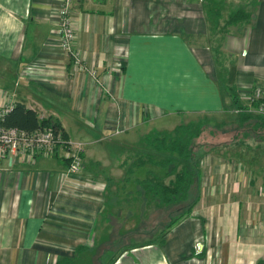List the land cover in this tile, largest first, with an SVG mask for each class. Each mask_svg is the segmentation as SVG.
I'll list each match as a JSON object with an SVG mask.
<instances>
[{
	"label": "crops",
	"instance_id": "crops-1",
	"mask_svg": "<svg viewBox=\"0 0 264 264\" xmlns=\"http://www.w3.org/2000/svg\"><path fill=\"white\" fill-rule=\"evenodd\" d=\"M61 4L0 0V107L23 103L84 145L78 175L66 174L61 148L33 161L2 159L0 264L264 262V170L226 141L197 152L200 200L189 216L153 244L124 248L106 238L125 163L147 136L210 117L236 125L233 90L244 111L264 119L242 97L264 90V0H75L80 63L60 47ZM235 8L244 11L232 21ZM168 116L197 120L152 133L150 123ZM116 136L123 145L112 157L107 140Z\"/></svg>",
	"mask_w": 264,
	"mask_h": 264
},
{
	"label": "trees",
	"instance_id": "trees-1",
	"mask_svg": "<svg viewBox=\"0 0 264 264\" xmlns=\"http://www.w3.org/2000/svg\"><path fill=\"white\" fill-rule=\"evenodd\" d=\"M238 16L239 14H234L231 20L238 19ZM231 94L234 99L233 101L237 104V109L241 111L236 125L231 126V130L236 131L238 134L236 138L227 140L226 142L233 143V146H237L236 144L238 143H241V145L248 144L247 146L251 148L249 141H252L254 145L259 144L258 147L263 146L261 144H264V119L244 111L239 105V97L236 92L233 90ZM210 120V118H207L199 121H190L178 125L173 131L158 132L152 136H147L144 139L142 150L136 156L127 159L125 163L128 167V176L125 180L129 179L137 169H146L148 175L154 176V180L149 176V178L144 180L145 182L141 181L140 183H144L145 191L151 195L157 204L172 206L188 201L186 205H183L181 210L178 209L176 213L178 216L173 217L170 224L167 225L169 229L183 218L189 216L195 204L200 200V163L197 152L201 146L206 145L197 144L194 142V139L200 135L202 126L210 122ZM252 121H255L254 125H251L250 122ZM218 123L226 124L224 122H216L215 124ZM2 124L7 127H17L27 131L50 126L55 129H61L60 123L54 119H40L35 110L26 107V105L20 102L10 109ZM240 133H243V137L239 138L238 135ZM185 161H189L193 169H189L184 164ZM179 163H183V166L177 172ZM171 165L172 168L167 174L164 173V175L170 176L172 173H175V176L168 183H164L161 180V176L153 168L160 167L161 169H165V167ZM193 186L196 190L194 194L191 193ZM139 192L138 194L142 195L141 191ZM161 234L155 236L152 241L138 243L134 246L153 244L162 236Z\"/></svg>",
	"mask_w": 264,
	"mask_h": 264
},
{
	"label": "rangeland",
	"instance_id": "rangeland-1",
	"mask_svg": "<svg viewBox=\"0 0 264 264\" xmlns=\"http://www.w3.org/2000/svg\"><path fill=\"white\" fill-rule=\"evenodd\" d=\"M229 5V3H227ZM216 8L222 9L226 7H222L221 4L216 3ZM214 5V7H215ZM231 9V8H230ZM235 14H242L244 9H233ZM197 120V117H188ZM188 118H178L177 116H168L163 119L154 120L150 123L149 127L152 129V133L156 131L170 130L175 127L177 124L181 123L182 120H188ZM200 118V117H199ZM202 118V116H201ZM220 117H210V122L204 124L202 126V131L199 136H196L194 142L197 144H205L207 147L213 144H219L221 142L231 140L236 138V131H232V127L225 124H215ZM219 122V121H218ZM251 125L255 124V121L250 122ZM132 133L131 135H133ZM99 138L102 137L101 134L98 135ZM238 137H243V133H240ZM124 136H116L108 139L107 142L112 145V157L119 156L121 152L119 149V145H123L122 139ZM122 142V143H121ZM100 145V144H99ZM233 148V154H240L245 158H257L259 161V165L264 170V145L261 147L251 145V148L246 144L241 145V143L236 144ZM112 162V160H110ZM104 163V166L107 167L109 172L107 173L113 174V170L111 168V162ZM184 164L189 168L193 169L192 165L189 161H185ZM149 166V165H148ZM183 163H179L177 172L181 170ZM172 168L171 166L165 167V169H161L160 167L153 168L159 176H161V180L164 183H168L170 179L174 178L175 173H172L170 176L164 175ZM150 178L154 180V176L148 175L146 173V169H137L135 173L130 176L129 179L123 180L120 183L118 195L112 198V204L115 203L116 208L113 209V212L117 213L119 209L120 214H122V218L113 216V212L111 214L108 213L110 219H114V223L107 229L106 238H108L111 242L114 239L117 240V244H121V247H129L137 245L138 243H146L148 241H152L155 236L160 235L164 228H166V224H170L172 218L178 216L176 213L178 209L181 210L183 205H186L188 201L175 204L172 206H161L163 204H157L148 194V192L144 189V183H140L141 181L145 182L146 178ZM141 191L142 195H139ZM191 193H196L194 186L191 188ZM122 207V208H121ZM121 208V209H120ZM115 213V214H116ZM111 221V220H110ZM125 222V223H124ZM122 226V229L120 227ZM121 239L120 241L118 239ZM134 240V241H132ZM139 241V242H136Z\"/></svg>",
	"mask_w": 264,
	"mask_h": 264
},
{
	"label": "built area",
	"instance_id": "built-area-1",
	"mask_svg": "<svg viewBox=\"0 0 264 264\" xmlns=\"http://www.w3.org/2000/svg\"><path fill=\"white\" fill-rule=\"evenodd\" d=\"M57 9V36L60 47L68 59L76 63L81 62L80 54L75 50L76 34L71 21V9L75 0H61ZM249 104L253 105L258 113L264 115V90L261 87L251 88L242 95ZM9 108L0 107V170L4 157L23 156L33 161L37 156L54 155L61 148L68 163L67 175H78L84 165L83 143L70 141L62 129L44 127L32 131L17 127H7L2 123Z\"/></svg>",
	"mask_w": 264,
	"mask_h": 264
},
{
	"label": "water",
	"instance_id": "water-1",
	"mask_svg": "<svg viewBox=\"0 0 264 264\" xmlns=\"http://www.w3.org/2000/svg\"><path fill=\"white\" fill-rule=\"evenodd\" d=\"M260 264H264V262H261Z\"/></svg>",
	"mask_w": 264,
	"mask_h": 264
}]
</instances>
